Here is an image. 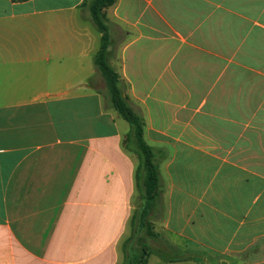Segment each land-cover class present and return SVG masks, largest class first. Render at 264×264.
<instances>
[{
    "label": "crops",
    "instance_id": "obj_1",
    "mask_svg": "<svg viewBox=\"0 0 264 264\" xmlns=\"http://www.w3.org/2000/svg\"><path fill=\"white\" fill-rule=\"evenodd\" d=\"M86 1L0 0V264L120 261L138 164ZM108 17L125 35L110 64L168 153L163 230L192 253L145 264H264V0H117Z\"/></svg>",
    "mask_w": 264,
    "mask_h": 264
},
{
    "label": "trees",
    "instance_id": "obj_2",
    "mask_svg": "<svg viewBox=\"0 0 264 264\" xmlns=\"http://www.w3.org/2000/svg\"><path fill=\"white\" fill-rule=\"evenodd\" d=\"M16 2H27L29 0H14ZM117 0H93L90 4L92 17L95 25L102 33V45L98 51L95 64L98 72L103 77L106 87L109 91L113 108L119 116L123 118L131 127V133L134 134L137 153L139 155V166L136 171L137 180H141V174H144L143 188L145 205L139 215H135L132 224L140 228L149 226V221L153 216L154 208L161 195L163 185L161 184V175L159 166L155 162L154 149L148 144L145 139V123L143 117L137 113L129 103V97L126 94L123 85L122 76L110 64V46L111 37L109 33V24L103 10L113 7ZM137 220V221H136ZM137 229L136 227H134ZM136 243L142 247L134 250L133 253H128V244L126 245L124 264H145L148 252L145 249L144 240L138 238Z\"/></svg>",
    "mask_w": 264,
    "mask_h": 264
},
{
    "label": "rangeland",
    "instance_id": "obj_3",
    "mask_svg": "<svg viewBox=\"0 0 264 264\" xmlns=\"http://www.w3.org/2000/svg\"><path fill=\"white\" fill-rule=\"evenodd\" d=\"M93 0H87L86 3L83 6V16L87 19L88 22H90L97 30L98 34H101V41H100V47L102 45V33L98 29V27L95 25L92 17V12L90 9V4ZM109 8H106L103 10V13L106 16V19L109 24V33L111 37V46H110V52H111V63L114 65L118 64V53L119 48L123 41L125 40V35L120 30V27L117 23L110 22L111 19L108 17ZM115 65V66H116ZM117 67V66H116ZM117 69V68H116ZM115 69V70H116ZM99 80H102V78H98ZM99 89L103 96V101L108 110L116 112V114L119 116L117 111L113 108V104L110 98L109 91L106 87V83L102 81V83L99 85ZM123 88L125 92L127 91V85L124 83ZM131 105V104H130ZM132 106V105H131ZM133 108V107H132ZM137 113V109L133 108ZM140 114V113H139ZM141 115V114H140ZM142 116V115H141ZM120 117V116H119ZM123 144L125 149L130 152L137 160V169L139 166V155L137 153V147H136V141L133 133H129L124 137ZM155 154V162L159 166V172L161 175V184L163 185V189L161 191V195L158 199V202L156 203V206L154 208L153 216L150 219L149 226L146 228H140L137 225H133V222L135 221L134 216L139 215L141 211L144 208L145 200H144V188H143V179L144 174H141V180H137L136 184V191L135 195L132 201V215L130 218V221L127 226L126 233L120 243L119 247V255H120V261L118 264H124L126 261L125 256V250L126 245L128 244V253H133L135 249L142 248L137 243L136 240L138 238H141L144 240L145 243V249L148 252L147 259L150 255H161L164 256L166 259H180L182 260L183 257L191 256V252H180L181 249L179 247H176L172 241L170 240V237L166 234V232L163 230L164 222H166V204H167V187L169 186V181L166 179V159L168 158V153L166 151H160V150H154ZM137 171V170H136ZM137 221V220H136ZM136 227L137 229H135ZM195 254H201V250H194ZM193 254V255H195ZM174 255V256H173ZM179 257V258H178ZM146 259V261H147Z\"/></svg>",
    "mask_w": 264,
    "mask_h": 264
}]
</instances>
